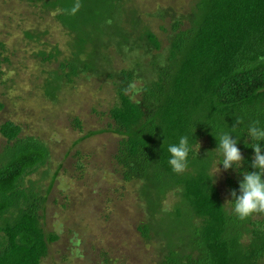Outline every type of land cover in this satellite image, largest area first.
<instances>
[{"label": "trees", "instance_id": "16d2710c", "mask_svg": "<svg viewBox=\"0 0 264 264\" xmlns=\"http://www.w3.org/2000/svg\"><path fill=\"white\" fill-rule=\"evenodd\" d=\"M31 1L68 37L70 55L60 61L64 74L55 71L48 90L50 85L58 93L63 79L72 82L81 72L113 80L118 100L104 113L111 122L99 132L120 136L116 170L137 186V207L146 215L138 230L154 243L159 262L264 264V213L241 220L230 201L241 170H226V199L216 178H210L220 159L214 150L217 131L235 125L240 135L254 120L264 124V0H190L183 11L159 7L152 13L127 0ZM151 16L160 18L164 37ZM27 36L40 40L32 32ZM58 46L39 54L51 61L62 54ZM119 59L123 68H116ZM129 83L139 89L135 96L124 91ZM75 124L83 129L80 118ZM1 132L7 144L0 152V264H43L60 239L46 229L47 194L59 170L46 190L29 183L50 163L51 148L23 135L13 121ZM185 134L193 151L187 169L178 174L167 162V145ZM245 139L251 142L245 136L238 145L245 157L242 170H251L253 150ZM160 225L164 236L156 232Z\"/></svg>", "mask_w": 264, "mask_h": 264}, {"label": "rangeland", "instance_id": "374dc122", "mask_svg": "<svg viewBox=\"0 0 264 264\" xmlns=\"http://www.w3.org/2000/svg\"><path fill=\"white\" fill-rule=\"evenodd\" d=\"M190 2L127 0L126 4L136 3L144 13H152L159 7L183 11ZM40 8L31 0H0V101L5 105L0 110V152L7 144L1 132L6 121L21 125L23 135L40 138L51 148L48 166L28 180L46 190L59 170L47 194L46 229L57 232L60 239L43 264H161L154 243L149 244L138 230L146 215L137 207L141 203L137 186L125 182L116 170L120 136L99 132L111 122L104 113L118 100L113 80L81 72L72 82L63 79L58 93L49 84L48 90L55 71L64 74L60 61L69 57L70 49L61 24ZM151 17L153 28L164 37L160 18ZM27 32L40 40H32ZM57 45L62 52L58 58L45 61L39 54ZM125 65L122 59L116 61V68ZM77 117L83 129L76 126ZM93 131L98 132L89 135ZM220 168L215 180L226 199L227 175ZM156 232L164 236L161 225Z\"/></svg>", "mask_w": 264, "mask_h": 264}, {"label": "clouds", "instance_id": "9594fccd", "mask_svg": "<svg viewBox=\"0 0 264 264\" xmlns=\"http://www.w3.org/2000/svg\"><path fill=\"white\" fill-rule=\"evenodd\" d=\"M79 4L71 9L73 13L77 11ZM125 93H131L133 96L139 89L135 83H129L124 89ZM237 124L242 120L237 119ZM237 126L233 125L228 130L223 128L217 131L214 137L217 140L216 150L219 160L216 163L215 171L210 178L216 176L221 171L220 165L224 170H241L242 179L238 181V189H233L230 193L233 202V212L241 220L248 218L254 213H264V124L259 120L252 121L246 128L237 135ZM194 133V132H193ZM192 133V135H193ZM235 133V138H233ZM194 136V135H193ZM250 138L244 140L246 147L253 150L250 160L251 170H242L245 157L241 148L238 146L241 137ZM197 149L199 151L200 144ZM193 151V145L190 142L189 135L185 134L179 137L178 143L167 145L168 164L175 173H183L188 167V157Z\"/></svg>", "mask_w": 264, "mask_h": 264}]
</instances>
